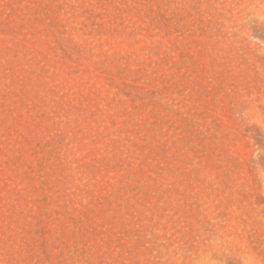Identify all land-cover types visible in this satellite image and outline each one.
Instances as JSON below:
<instances>
[{
  "label": "rangeland",
  "instance_id": "obj_1",
  "mask_svg": "<svg viewBox=\"0 0 264 264\" xmlns=\"http://www.w3.org/2000/svg\"><path fill=\"white\" fill-rule=\"evenodd\" d=\"M0 264H264V0H0Z\"/></svg>",
  "mask_w": 264,
  "mask_h": 264
}]
</instances>
